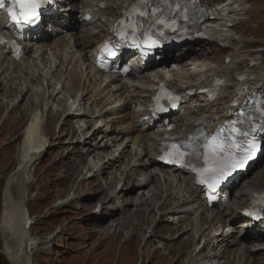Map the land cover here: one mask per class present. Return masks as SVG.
Wrapping results in <instances>:
<instances>
[{"label": "bare ground", "instance_id": "6f19581e", "mask_svg": "<svg viewBox=\"0 0 264 264\" xmlns=\"http://www.w3.org/2000/svg\"><path fill=\"white\" fill-rule=\"evenodd\" d=\"M77 1H58V7L62 6L63 9L53 15L50 22H44L45 26L41 32L26 41L25 55L19 62L11 58L9 51L0 48V101L3 102L0 103V111L8 107L10 102H15L10 114L21 107L35 109L36 117L32 120L31 128L39 122L53 128L65 115L67 117L62 125L68 126L73 122L77 125L87 124L79 127V131H57L53 138L45 135L39 153L32 154L28 164L22 165L5 181L3 188H6L21 212L20 224L25 242L22 258L25 264L31 262L34 244L36 247L42 244L31 239L27 232L30 218L26 185L33 173L32 168L40 162L48 148L62 143L63 138L71 135H84L88 131L86 127L90 128L93 124L92 138L76 141L77 147L83 151L72 148L77 150V158H72L69 168L73 172L79 170L82 174L87 170L82 181L77 182L78 188L89 187L92 190V185L96 182L94 185L98 186L96 188L103 197L88 220L93 224L105 225L114 222L108 239L112 235L116 236L118 232L123 234L124 230L130 227H133L134 231L130 239L139 237L140 227L146 225L145 216L148 214V220L153 221L157 216H153L152 212L158 214L167 208V212L162 213L164 222L171 221L177 226L189 224L185 229H173L172 234L177 239L167 236L162 249H156L154 253L161 257L166 251L168 254H179L186 257L184 264H264V258L263 262H258L260 256L264 257V247L259 245L264 240L261 229L249 234L253 229L250 228L249 220L236 226L243 219L241 210L250 205L259 189L264 190V186L258 182H262L264 170L256 174L255 183L245 181L236 191L233 207L239 210L232 209L229 214L217 207L209 208L202 199L201 189L195 185L193 177L186 170L159 169L156 157L160 153L159 139L164 133L147 129L146 123L149 120L143 123V119L149 115L147 108L151 102V91L163 82L181 89L206 87L217 76L227 81L218 102L210 103L206 97L195 98L192 100L201 101L197 110H190L184 116H176L170 125L178 123L179 134L194 130L196 122L199 123L202 119L209 121L211 129L228 121V114L235 111L231 105L239 94L237 87L240 83L235 82L238 75H246L247 79L242 84L249 86V92L244 93V97L239 101H245L254 93L264 94V63L259 68H250L253 61L264 62V49L246 52L241 37L236 36V23L241 20L239 16L248 14L242 9L238 10L245 4V0H200L209 6L216 18V21H210L209 14L204 22L213 37V40L209 41L211 45L223 39L233 47L239 44L229 54L230 63L224 61L216 69L201 68L202 63L215 59L202 52L189 57L184 54V48L180 47L174 52L163 53L164 59L158 65L144 70L138 68L126 79L116 75L99 77L93 68L92 54L110 36V26L133 0L120 4L116 3L119 0ZM66 5L70 10L64 9L63 6ZM79 9L82 14L78 20L75 15L79 13ZM88 13L92 20L82 21ZM96 18L97 32H92L89 27L96 23ZM1 20L2 18L0 29L5 26ZM67 22L70 23L69 26ZM229 23L236 25L229 28ZM65 32L66 35H63ZM168 55L172 56L170 62ZM244 64L246 67L240 72ZM171 66L173 70L170 69ZM71 101L72 103L68 104ZM64 104L66 109L62 110ZM55 106L57 109L54 115ZM189 117V121L184 120ZM141 124L146 127L141 128ZM50 139H53L52 144H49ZM110 140L116 141L112 148L108 143ZM75 160L79 163L73 164ZM138 174H141L138 183L131 184ZM109 189L111 192L107 195L106 190ZM71 201L72 199L68 203ZM69 204L61 203L62 207L70 206ZM108 218L110 220L107 222ZM231 226L235 227L233 229L239 228V231L241 229L244 235L240 233L235 236V230H230ZM145 228L143 238L147 235L148 240L143 246V252H146L152 242H156L159 236L157 232L161 231L157 225L152 228L149 224ZM189 235L191 239L185 240ZM211 242L213 246L210 249ZM203 244V248L198 251V247ZM249 244L254 247H249ZM218 249L219 252L214 253ZM3 255L14 262L5 251ZM222 259L224 260L219 262Z\"/></svg>", "mask_w": 264, "mask_h": 264}, {"label": "rangeland", "instance_id": "374dc122", "mask_svg": "<svg viewBox=\"0 0 264 264\" xmlns=\"http://www.w3.org/2000/svg\"><path fill=\"white\" fill-rule=\"evenodd\" d=\"M114 1L116 2L117 0ZM127 1L119 0L116 3L120 4ZM240 9L243 12H248L246 15L239 16L241 20H239L240 23L236 29V36L241 37L242 44L245 45V51L253 52L264 49V0H245V4ZM78 12L75 18L79 20L82 11L79 10ZM95 20L96 23L91 24L89 27L92 32H97L95 25L98 24V19L96 18ZM237 45L239 46V44H235V46ZM235 46H230V48L223 50L217 45L201 43L193 47L186 45L183 52L186 55L188 54L189 57L202 52L214 58L215 61L202 63L201 68L216 69L219 64L222 65ZM261 62L262 64L264 63L263 61ZM245 67L246 64L239 71L241 72ZM200 102L193 101L189 105H185L184 108L189 111L197 110ZM0 103L3 102L0 101ZM14 104L15 102H10L8 107L0 111V257L1 260L3 259L2 261H6V264H11L6 256L3 255V251H5L14 259L13 264H25L22 258L25 242L21 231V215L18 207L14 204V199L10 197L6 188H3L5 181L11 174L18 171L22 165L29 162L32 154L39 153L45 135L53 138V135L58 133L57 131L62 133H70L73 129L79 131V127L87 124L80 123L77 125L73 122L68 126L62 125L65 119L61 117L53 128H48L40 122L31 128L32 120L36 117V110L21 107L13 114H10ZM56 109L57 107L55 106L54 115ZM25 114L29 116L26 117ZM184 115L182 113V116ZM188 119H191V117L184 118V120L189 121ZM93 126L94 124L90 128L86 127L88 131L84 135H71L63 138L62 143L48 148L40 162L32 168L33 173L26 185L29 199L27 204L29 218L32 219L34 224L29 236L36 241L42 242L38 247L34 244L33 255L31 254L32 264H184L186 257L179 254H168V251H166L165 253L163 252L161 257L159 254L154 253L156 249H162L161 246L165 243L164 241H167V236L174 237L172 234L173 229L177 227L185 229L186 225L189 224L177 226L171 221L164 222L162 213L167 212V208L158 214L152 212L153 216H157L153 221L148 220V214L145 216V227L151 224L152 228L156 225L161 228V231L157 232L159 236L156 242H152L146 252H143V246L148 240L147 235L143 238L146 232L145 227H140L139 237L136 236L132 240L130 237L134 232L133 227L125 229L123 234L118 232L116 236L112 235L108 239L114 222L107 224L109 226L89 222L88 219L94 214V210L97 209L95 207L99 205L98 203L101 202L103 196L99 194V189L96 188L98 186L94 185L96 182L92 185V190L89 187L78 188L76 184L82 181L87 170L82 174L79 170H74L73 172L69 166L72 163V158L73 160L77 158V150L72 148H79L77 147L78 140L85 141L87 137L92 138L93 131L91 129ZM50 140L49 144H52L53 139ZM108 143L112 148L116 141L110 140ZM78 150L83 151L82 148ZM78 163L75 160L73 164ZM260 164L259 167L257 166L253 169L255 172L242 181L255 183L256 174L258 175L264 170V157ZM140 176L141 174H138L135 180L130 183H138ZM242 181L238 188L242 186ZM258 182L261 183L262 187L264 186V178L262 182ZM80 185L78 184V186ZM106 191L107 195L111 192L110 189ZM235 193L236 191L233 193L231 202L225 210L229 214L232 209L236 208L233 207ZM76 196L80 197L76 198ZM70 199H72L70 206L62 207L61 203H68ZM109 220L108 218L107 222ZM242 221H245V219L243 218L239 221L236 226H239ZM233 228L235 227L231 226L230 230H235V236H239L242 233L241 229L239 231V228ZM241 235H244V233ZM174 238L177 239L176 237ZM189 239H191L190 235L185 240ZM178 242L180 244V241ZM259 245L264 247V240ZM212 246L213 243H209L210 249ZM249 247L254 246L249 244ZM217 252H219V249L215 250L214 253ZM145 254H148V256ZM263 258V256H260L258 262H263Z\"/></svg>", "mask_w": 264, "mask_h": 264}, {"label": "snow or ice", "instance_id": "6c2138e0", "mask_svg": "<svg viewBox=\"0 0 264 264\" xmlns=\"http://www.w3.org/2000/svg\"><path fill=\"white\" fill-rule=\"evenodd\" d=\"M142 2L147 3V0H142ZM50 3H52V0H11V7L7 8L6 11L9 16H11L12 20L17 23H20L22 20L24 24H34L40 18L37 9H39L42 4ZM4 6L5 0H0V8H4ZM17 8H19V11H17ZM244 135H247V133ZM246 143L247 147L244 153L237 154L234 158L228 159L227 162H220L213 159V167L209 169L212 182L209 183L207 180L202 182L208 183L209 188L214 191L216 187L228 179L234 169L245 167L257 152L264 150V146L255 140H248Z\"/></svg>", "mask_w": 264, "mask_h": 264}, {"label": "trees", "instance_id": "16d2710c", "mask_svg": "<svg viewBox=\"0 0 264 264\" xmlns=\"http://www.w3.org/2000/svg\"><path fill=\"white\" fill-rule=\"evenodd\" d=\"M18 211H19V214L21 215L20 210H18ZM7 253H8V252H7ZM6 258H7L8 261H10V260L8 259V257H6ZM31 258H32V256L30 257V261H31L30 264H32V260H31ZM2 260H3V259H2ZM2 260H1V257H0V264H6V261H2ZM16 261H17V260H16ZM21 261H22V260H21ZM18 262H19V261H18ZM10 263L13 264L12 261H10Z\"/></svg>", "mask_w": 264, "mask_h": 264}]
</instances>
